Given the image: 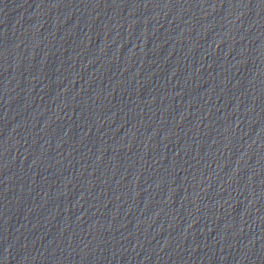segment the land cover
<instances>
[{"label": "water", "instance_id": "water-1", "mask_svg": "<svg viewBox=\"0 0 264 264\" xmlns=\"http://www.w3.org/2000/svg\"><path fill=\"white\" fill-rule=\"evenodd\" d=\"M130 0H0V264H108Z\"/></svg>", "mask_w": 264, "mask_h": 264}]
</instances>
